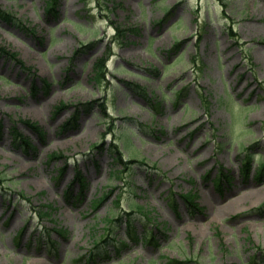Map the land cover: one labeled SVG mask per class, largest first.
Here are the masks:
<instances>
[{"label": "rangeland", "instance_id": "rangeland-1", "mask_svg": "<svg viewBox=\"0 0 264 264\" xmlns=\"http://www.w3.org/2000/svg\"><path fill=\"white\" fill-rule=\"evenodd\" d=\"M48 3L0 0V264H264V0Z\"/></svg>", "mask_w": 264, "mask_h": 264}, {"label": "trees", "instance_id": "trees-1", "mask_svg": "<svg viewBox=\"0 0 264 264\" xmlns=\"http://www.w3.org/2000/svg\"><path fill=\"white\" fill-rule=\"evenodd\" d=\"M56 7V0H51L49 3H48V12L50 11H54ZM0 17L4 20H11L13 19V17L10 16V14L8 12H5V11H2L0 10ZM0 49H1V52H3V48L2 46H0ZM6 51V54L11 57L12 59H14L16 62H18L20 65L24 66L23 62L17 58V54L14 53V52H11L7 49H5ZM105 60H106V57H99L96 59V61L94 62L93 64V69H92V72L93 74L95 75H104V63H105ZM44 85H46L48 87L49 84L45 83L44 82ZM65 105L63 103H60L56 108L57 109H60L62 107H64ZM75 118V116H73L71 119L68 120V122H66L65 124L67 123H71V120H73ZM26 123V125H29L30 127H32L34 130L39 131V126L34 123V122H30L28 120L24 121ZM12 135H14L15 138H19L21 140V143H24V144H27L29 143V140L22 136L21 134H18L17 132H14L12 131ZM96 147H98L97 145H95ZM109 151H110V154H111V157L112 159L117 163V164H120L122 165V154L121 152L119 151L118 147L115 145V144H111L110 147H109ZM57 153H52L50 154V158H54L56 157L57 158ZM75 181H78L80 183V185L82 186L83 185V177L81 176V173L79 171L76 172L75 176H74V179L72 181V183H74ZM69 191H66L65 193L68 194ZM79 194V193H78ZM78 194H75L77 198L78 197ZM81 194V193H80ZM185 200H187L189 203H191V207L192 206H195L194 202H193V198L192 197H188L187 194L183 196ZM130 206L133 207V206H136L135 204H133L132 202L130 203ZM130 215V213L128 214ZM112 220H118L116 218H112ZM129 221V219H128ZM112 221H109L108 223H111ZM130 235V234H129ZM130 238H133L132 235H130ZM48 241L50 242H53L51 240L48 239ZM122 244V243H121ZM123 245V244H122ZM90 256H92V254H90ZM183 262H179L177 260H168V263L167 264H182Z\"/></svg>", "mask_w": 264, "mask_h": 264}]
</instances>
